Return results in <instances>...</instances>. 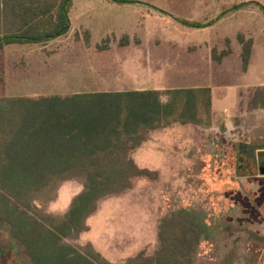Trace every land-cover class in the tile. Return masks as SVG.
I'll return each mask as SVG.
<instances>
[{
    "label": "rangeland",
    "instance_id": "rangeland-1",
    "mask_svg": "<svg viewBox=\"0 0 264 264\" xmlns=\"http://www.w3.org/2000/svg\"><path fill=\"white\" fill-rule=\"evenodd\" d=\"M136 1L155 7L138 5L131 8L137 13H131L129 8L122 11L116 6L99 8L98 0H90L93 2L90 5L78 7L80 11L91 9L83 18L79 32L45 44L13 45L5 50V79L0 83V97L104 92L99 82H77L80 75L76 68H83L93 57L84 50L93 52L98 46L116 48L126 32L128 46L140 48V62L132 64L134 69L138 67L134 70L138 74L144 73L146 59L149 63L154 60L153 68L157 70L160 67L156 59L160 57L165 62L169 58L167 67L171 68L165 75L172 82H160L164 90L194 84H209L214 90L212 124H173L152 136L144 135L145 142L131 157L138 153L150 163L146 176L132 179L129 189L99 200L85 221V230L76 240L68 242L82 252L90 247L111 264H122L138 255L152 258L160 249L161 233L165 235L173 227H183L194 229L188 236L191 245H196L193 264H264V221L255 224L260 235L253 227L245 226V174L240 177L236 174L238 149L247 150L258 161L264 155V110L249 108L257 86L253 82L245 85V82L221 79L222 73L237 67L236 57L229 59L230 70L225 63H214L217 82H191L198 72L200 77H205L206 66L191 68L190 64L191 57L206 62L212 47L217 54L232 48L238 57V34L246 33L254 43L253 77L256 81L264 80V0H233V6L227 0V6L217 7L219 12L214 16L198 18L200 25L212 23L206 29L190 28L179 22L193 15L192 3L198 0ZM84 32L89 34L88 41L84 40ZM182 32L186 37H180ZM197 43H201L200 50L185 49ZM22 50L31 55L25 57ZM131 59L135 61L136 56ZM79 61L82 66L77 64ZM113 64L114 72L121 70L115 61ZM28 74L39 80L29 79ZM138 78L146 79L145 75ZM131 88L143 91L152 87L147 82H137ZM180 153L186 161L176 159ZM251 175H248L249 197L264 205V176L256 170ZM82 189V179L60 182L42 200V209L63 216ZM254 191L257 193L253 194ZM256 206L252 203L251 208ZM0 264H31L4 223H0Z\"/></svg>",
    "mask_w": 264,
    "mask_h": 264
},
{
    "label": "trees",
    "instance_id": "trees-1",
    "mask_svg": "<svg viewBox=\"0 0 264 264\" xmlns=\"http://www.w3.org/2000/svg\"><path fill=\"white\" fill-rule=\"evenodd\" d=\"M70 6L71 0H0V83L6 48L64 37ZM88 35L84 32V40ZM127 40L124 36L119 45L128 46ZM238 41L246 70L252 41L240 35ZM229 53L214 49L212 58L220 62ZM249 108L264 110L263 88L254 90ZM173 124L210 126V88L0 97V223L7 225L30 263L111 264L90 247L82 252L68 241L85 230L99 200L146 176L148 171L131 154L145 142L144 135ZM74 179L83 180V189L67 212L56 216L44 211L42 200L57 184ZM193 232L173 227L161 233L160 249L152 258L138 255L122 264H193L196 245L188 237Z\"/></svg>",
    "mask_w": 264,
    "mask_h": 264
},
{
    "label": "crops",
    "instance_id": "crops-1",
    "mask_svg": "<svg viewBox=\"0 0 264 264\" xmlns=\"http://www.w3.org/2000/svg\"><path fill=\"white\" fill-rule=\"evenodd\" d=\"M218 2H219V0H214V2L212 0L193 1L192 5L194 6V9H195V11L193 12V15L189 18L186 17V18H184L183 21H179V22L181 24L183 23V24L187 25L190 28H193L189 24H191V23L199 24L198 18H201L202 15H209L210 17H212L219 12V9H216L217 7L222 8L224 6H227V0H221L220 3H218ZM87 3H88V5H90V3H93V2H90V0H71V6H70V9L68 12L69 21H70V29H69V32L67 33V35L70 34L71 32H74V31L79 32L81 30L79 27L82 26L81 25L82 20L84 17H86L90 14L91 9H88L86 11H80L78 9V7L80 5H84ZM97 3H98V7L100 6L99 8L106 9V8H111V7L116 6L121 11L125 10L126 8H129L131 13H137V10L136 11L133 9L131 10V8L136 7L138 5H141V6L144 5L148 9L155 7L154 5H149V4L146 5V4L140 3L139 1H136V0H129L128 3H118V2H114L112 0H98ZM246 4L247 3H245V8H247ZM230 6H233V0H230ZM155 10L157 12H159V9H155ZM196 10L198 12H196ZM146 12H147V14H149L148 11L144 10V13H146ZM210 25H212V23L207 25V26L202 25V27H199V28L205 27V29H206ZM199 28H194V29H199ZM209 29H211V28H209ZM180 35H181L180 36L181 38L186 37L185 36L186 34L183 32ZM238 35L242 36L244 41H247V40L252 41L251 54L249 57V61H248V65H247L246 70L243 68V63L241 60L242 44L239 43V41H237L238 46H239V49L236 50L238 57L234 55L235 51L232 50V48H229L230 53L228 55L223 57V59L220 62L216 61V60H214V62H213L212 51L214 49L216 50V48H214V47L210 48L209 58L206 59L207 60L206 62L201 63V61L199 60L200 57H198V59H196L195 57H191L192 59H191L190 64L192 63V65H193L191 68L202 66V64H204L206 66L205 77H200V74L198 72L197 76H192L191 82H217V80H216L217 73L215 71L216 69H214V66H213L214 63L217 65L225 63V64H227V67L229 68V66H230L229 59L232 57H236L237 61L235 63V66H237V67H233L234 71L227 72L226 74L222 73L221 79L226 80L228 82H245V85L253 82V84L257 86L256 88L264 86V83H263L264 80L256 81V78L253 77V72H254L253 71V63H252L253 62V45H254L253 39L251 38L250 35H248L246 33L245 34L240 33ZM124 36H128V33L126 32L124 34ZM101 49L102 50L96 49L93 52L91 51V49H87V50L83 51L88 56L90 54L91 55L93 54L92 55L93 57H92V59L90 57V62H89L90 64L86 63L85 66H83V68H78V67L76 68V70L78 69L77 72L80 75L77 82H99L98 86L104 92L139 91L138 89H132L131 88L132 83L134 85L137 82H147V84L149 83V85L152 88L147 89V90L163 91L164 87L159 86V84H161L160 82H172V80H169L165 75V72L167 74V71L171 68V67L170 68L167 67L168 62L170 61L169 58H167L164 62L162 58L158 57L156 60H157V65H159L160 68H158L157 70H155L153 68V66H154L153 64L155 63L154 60H150V63H149L146 59L145 67H142L143 68L142 71H144V73L138 74L137 72L134 71L138 67H135V69H134L132 66L135 63L140 62V59H138L139 58L138 53H139L140 48H134L132 46L121 47L119 45L116 48L108 47V48H101ZM185 49L186 50L191 49L193 51L200 50L201 49V43H197L195 46H191V47L188 46ZM24 51L22 53L25 57L31 55V53L24 52ZM41 51H44V50H41ZM221 52H224V50ZM109 56H112L111 57L112 59H110ZM126 56L129 57L131 61L128 58H126ZM135 56H136V60L132 61L131 58L135 57ZM114 61H115L116 65H118L121 68V70H119L118 72L113 71V69L115 67L113 64ZM81 63L82 62L79 61L77 64H79V66H82ZM68 64H70V63H68ZM29 65H31V61L29 62ZM191 68H185V69H191ZM194 69L198 70L196 68H194ZM228 70H230V68ZM163 71H164V73H163ZM80 72H83V73L81 74ZM5 75H6V77H8V74L6 73V71H5ZM139 75H141V76L145 75L146 79L145 78H144L145 80L140 79L141 80L140 81L138 78ZM28 78L32 79L35 82L37 80H39L35 76H33L32 74H28ZM118 87H120V88L117 89ZM108 88H109V90H108ZM184 88H187V87H184ZM188 88H210L211 94H212V116H213V91H214L213 87L209 84H206L204 86L194 84V85H190V87H188ZM165 90H169V89H165ZM186 126H188V125H186ZM162 129H159V130H162ZM159 130H155V131L150 132L149 136H152L156 133H159L160 132ZM137 150L139 151L140 148ZM148 150H149V152H151L150 149H148ZM151 153H153V156H157L153 150ZM176 159L178 161H186L187 160L186 157H184V155H182L181 153L176 156ZM133 160H134L135 164L140 169L148 170L147 167L151 166L150 163L143 160L141 155H139L138 153H136V155L133 157ZM256 222H257V225L260 224V220H257ZM257 225H247V226H249V228L253 227V231H257V233L260 235V232L256 228ZM257 233H256V235H257Z\"/></svg>",
    "mask_w": 264,
    "mask_h": 264
},
{
    "label": "flooded vegetation",
    "instance_id": "flooded-vegetation-1",
    "mask_svg": "<svg viewBox=\"0 0 264 264\" xmlns=\"http://www.w3.org/2000/svg\"><path fill=\"white\" fill-rule=\"evenodd\" d=\"M238 153H239V158L237 160V163H238V168L236 169V174L240 177V176H244L245 174V191L248 192L246 193L245 192V226L247 225H255L257 224V220H260V221H264V205L258 203L256 200L252 201L251 198L249 197V182H248V178H250V176H248L249 174H252L253 175V171H257L259 173V169H264V155H263V158L258 161L257 159H254V156L250 155L248 153L247 150H244V149H238L237 150ZM251 175V176H252ZM260 175V174H259ZM248 176V177H247ZM261 176H264V175H261ZM253 177V176H252ZM231 182L233 183V177L231 178ZM257 192L254 191L253 194H256ZM252 201V203H255V205H257L255 209H252L251 208V205L252 203L250 202ZM249 208H251V211H247ZM257 209V210H256ZM249 216H251L249 218ZM262 219V220H261Z\"/></svg>",
    "mask_w": 264,
    "mask_h": 264
},
{
    "label": "water",
    "instance_id": "water-1",
    "mask_svg": "<svg viewBox=\"0 0 264 264\" xmlns=\"http://www.w3.org/2000/svg\"><path fill=\"white\" fill-rule=\"evenodd\" d=\"M259 174H260V175H264V169H262V168L259 169Z\"/></svg>",
    "mask_w": 264,
    "mask_h": 264
}]
</instances>
